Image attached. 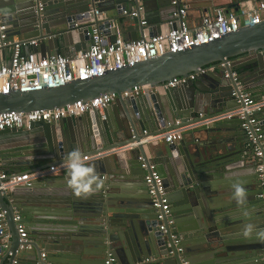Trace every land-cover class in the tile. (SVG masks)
Returning a JSON list of instances; mask_svg holds the SVG:
<instances>
[{
  "label": "water",
  "instance_id": "95a60500",
  "mask_svg": "<svg viewBox=\"0 0 264 264\" xmlns=\"http://www.w3.org/2000/svg\"><path fill=\"white\" fill-rule=\"evenodd\" d=\"M127 2L0 0V19L8 26V38L34 39L33 48L38 47L41 57L51 53L72 56L91 43L93 27L111 35L108 39L112 41L118 31L123 39L136 40V32L130 35L129 31L144 25L140 16L122 14ZM147 2L156 6L150 8ZM142 5L148 23L156 14L146 13L170 6V0H143ZM0 52L11 55L8 47ZM229 60L231 67H225ZM213 62L224 66L193 80L187 78L176 87H164L168 80L187 77ZM232 71L238 73L235 79ZM236 82L242 92L264 93V20L99 76L0 94V112L60 108L100 94L116 95L101 110L53 122L36 121L28 129L1 130L0 140L5 142H0V164L10 169L7 173L33 172L64 162L73 149L93 155L195 122L199 113L206 117L225 112L239 106L232 95L239 91ZM134 86L148 91L121 95ZM260 122L264 130V119ZM207 130L211 135L206 141L137 145L91 159L89 164L103 182L87 196H77L67 185V170L52 185L44 179L54 174L29 186L7 189L6 194L0 191V210L5 211L10 240L4 253L0 248V264H105L108 256L114 258L111 264H264V235L260 234L264 214L259 221L251 214L255 204L264 202L258 197L256 158L251 168L241 162L248 141L239 120H224ZM149 166L162 177L169 204L162 220L144 183ZM236 184L245 189L240 203L233 195ZM15 211L18 221L13 220ZM18 223L28 232L23 242ZM162 224L165 230L159 229ZM248 225L250 231H246ZM173 233L180 237L178 243L171 237ZM80 243L90 247L80 253L66 248Z\"/></svg>",
  "mask_w": 264,
  "mask_h": 264
},
{
  "label": "built area",
  "instance_id": "2783aa9c",
  "mask_svg": "<svg viewBox=\"0 0 264 264\" xmlns=\"http://www.w3.org/2000/svg\"><path fill=\"white\" fill-rule=\"evenodd\" d=\"M131 6L128 10L122 9V14L133 17L140 16L141 25H146L143 13L142 0H128ZM245 6L241 4L235 12H227L221 7L215 8L212 15H203L195 26H188L185 18L187 6L183 0H171L175 7L172 19L168 20L163 31L157 33L145 32L136 40H125L116 37L109 40L101 30L93 27L89 33L91 43L85 50H79L72 56L51 53L45 56L37 55L33 50L36 45L34 39L11 40L7 35L8 26L0 19V48L8 47L11 55L7 62L0 61V94H7L13 90H33L44 87H57L74 79L84 80L93 76H99L106 71L119 69L141 62L147 58L159 57L166 52H179L184 49L197 46L222 35L238 30L244 26H253L264 20V0H248ZM42 3H39L41 9ZM232 60L225 63V67H231ZM223 63H213L203 66L198 72L189 73L187 77H174L164 83V87H176L184 83L187 78L195 79L196 76L208 71L223 67ZM227 75V74H225ZM233 79L237 73L231 72ZM239 91L232 92L239 106L225 112L216 113L204 117L199 113V120L178 126L161 133H155L130 142L118 148H112L97 154L83 155L85 163L93 158L118 153L125 149L134 148L137 145L147 147L150 144L165 142L167 144L178 142L184 132L197 127H208L224 120H239V125L244 131L248 146L256 158V173L260 192L258 197L264 199V130L257 114L264 112V97L254 98L246 92L240 91V83L236 82ZM146 88L134 86L130 91H124L121 95H138ZM114 93L100 94L88 101L77 100L60 108L37 109L29 112L4 111L0 112V131L10 128H29L36 121L53 122L67 116H79L89 110H101L115 99ZM178 123V121H176ZM139 159H141L139 157ZM1 166V164H0ZM144 166V164H142ZM64 162L58 165H50L33 172L7 173L0 168V191H5L16 186H29L38 179L49 177L57 172L64 171ZM144 183L148 189L153 207L158 212L159 220H162L169 210V204L165 199L164 186L160 174L149 166L144 175ZM19 214L15 211L13 220L18 221ZM168 223H172L168 221ZM17 233L20 242L27 239V229L22 223H18ZM159 229L165 230L164 225ZM175 243L180 237L171 235ZM9 241L5 211L0 210V248ZM23 245L20 244V248ZM181 251V248H178ZM114 258L108 256L105 264H111Z\"/></svg>",
  "mask_w": 264,
  "mask_h": 264
},
{
  "label": "crops",
  "instance_id": "0c3cea01",
  "mask_svg": "<svg viewBox=\"0 0 264 264\" xmlns=\"http://www.w3.org/2000/svg\"><path fill=\"white\" fill-rule=\"evenodd\" d=\"M247 1L248 0H183V2L187 6V9H186L187 14H186L185 21H186L188 26H190V27L195 26L199 23V21L203 15H206V14L212 15L215 8H217V7H221L227 12H235L241 4H244L245 6H247V4H248ZM141 2H143V0ZM147 5L150 8H154L156 6V3H154V6H153L151 3L147 2ZM130 6H131L130 2H127L125 4V9L128 10ZM142 7H143V5H142ZM173 7L174 6L171 4V0H170V6L158 7L157 10L153 9L154 10L153 13H151V14L146 13V14H148L147 16L156 14V18L150 17L149 19H153V20L146 23V25H144V27H142L141 30H137V31L130 30L129 31L130 35L134 34V32H136V35L139 38L145 32L154 34L153 32L165 30V28H166L165 23L168 20L172 19V17H173V13L175 10V9H173ZM102 16H103V14L99 15V17H102ZM141 16L144 17V13H142ZM144 19H145V17H144ZM110 27H111V25H110ZM110 36L111 35H109L108 38H110ZM117 37L123 38V35L121 33H119V31H118ZM20 38H21L20 36H16V35L15 36L14 35L9 36V39H11V40H16V39H20ZM75 41H76V39H75ZM70 50H73V48H71ZM32 51H34L37 55H40V51H39L38 47L33 48ZM64 56H68V53L64 54ZM8 59H9V57H8V54L6 52H4V53L0 52V61L7 62ZM145 91H148V89H146ZM247 93L250 96L257 98V99L264 97V93H260V94L249 93V92H247ZM257 117L259 118V120L264 119V112L258 113ZM111 119L113 122H114V120H116L114 114H113ZM219 124H220V122H217V123H214L208 127H197V128H193L191 130H188V131L184 132L182 139L178 142H175V144H179L181 141H185V142H189V143L206 141V140H208V138L211 135L207 132L208 131L207 129L210 127H213L215 125H219ZM239 127H240V125H239ZM0 142L4 143L5 139H1ZM166 144L167 143H165V142H158V143L150 144L147 147H150V146H154V147L161 146V147H163ZM241 158H242L241 162L245 163L244 166L246 165L245 166L246 168H248V167L251 168L250 165L252 163V160L254 159V155H253L252 150L250 149L249 146L247 147V149L245 151L242 152ZM89 162L90 161H88L87 163L89 164ZM246 163H248V164H246ZM0 168L3 171L11 172L8 167H3L1 165ZM64 173H66L65 170L61 173L57 172V174H54L55 176H52L50 178H46L44 180L49 182L50 185H52L53 183H55V181L61 180ZM222 200H223V198H222ZM259 204H262L263 207H261ZM254 206L255 207H254L251 214H252L253 219H255L256 221H259V217L264 214V202L257 203ZM239 210H241V209H239ZM9 241L5 246L2 247L3 248L2 253H4V251H6L7 248L9 247ZM85 246L88 248V247H90V244H87V243L86 244L80 243V244H75V245L70 244L66 248H68L69 250L71 249L72 251H76L77 253H80L79 251L81 249H84Z\"/></svg>",
  "mask_w": 264,
  "mask_h": 264
},
{
  "label": "clouds",
  "instance_id": "9594fccd",
  "mask_svg": "<svg viewBox=\"0 0 264 264\" xmlns=\"http://www.w3.org/2000/svg\"><path fill=\"white\" fill-rule=\"evenodd\" d=\"M64 167L67 170L66 183L77 196H87L100 189L102 179L94 166L85 163L79 149H73L67 153ZM233 189V195L237 202H242L245 197V189L239 184L234 185ZM251 227V225L246 226V231H250ZM260 234L264 235V232Z\"/></svg>",
  "mask_w": 264,
  "mask_h": 264
},
{
  "label": "trees",
  "instance_id": "16d2710c",
  "mask_svg": "<svg viewBox=\"0 0 264 264\" xmlns=\"http://www.w3.org/2000/svg\"><path fill=\"white\" fill-rule=\"evenodd\" d=\"M213 63H216V62H213ZM213 63H210V64H213Z\"/></svg>",
  "mask_w": 264,
  "mask_h": 264
}]
</instances>
